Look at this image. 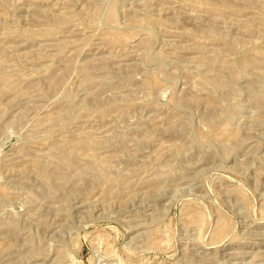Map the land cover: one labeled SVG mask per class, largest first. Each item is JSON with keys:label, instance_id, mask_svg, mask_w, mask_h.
I'll return each mask as SVG.
<instances>
[{"label": "rangeland", "instance_id": "obj_1", "mask_svg": "<svg viewBox=\"0 0 264 264\" xmlns=\"http://www.w3.org/2000/svg\"><path fill=\"white\" fill-rule=\"evenodd\" d=\"M264 0H0V264H264Z\"/></svg>", "mask_w": 264, "mask_h": 264}, {"label": "bare ground", "instance_id": "obj_2", "mask_svg": "<svg viewBox=\"0 0 264 264\" xmlns=\"http://www.w3.org/2000/svg\"><path fill=\"white\" fill-rule=\"evenodd\" d=\"M264 239V238H263Z\"/></svg>", "mask_w": 264, "mask_h": 264}]
</instances>
